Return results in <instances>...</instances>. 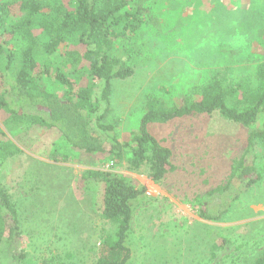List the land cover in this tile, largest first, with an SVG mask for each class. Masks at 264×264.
Listing matches in <instances>:
<instances>
[{"label": "rangeland", "instance_id": "374dc122", "mask_svg": "<svg viewBox=\"0 0 264 264\" xmlns=\"http://www.w3.org/2000/svg\"><path fill=\"white\" fill-rule=\"evenodd\" d=\"M179 1L174 9L154 5L159 30L141 32L135 73L112 82L108 119L117 122L120 138L137 128L148 95L171 105L211 67L251 72L264 62V0ZM44 81L55 93L65 90L53 78ZM94 83L99 97L103 82ZM263 120L243 127L213 113L150 125L174 166L158 183L145 168L132 171L75 151L53 129L33 126L12 135L0 122V135L22 150L0 172L18 212V248L33 264H95L101 239L114 226L100 215L104 183L85 184L82 175L106 171L144 188L131 202L126 264H252L264 251V143L255 140L246 157L259 175L255 183L233 177V168ZM204 209L221 219L202 218Z\"/></svg>", "mask_w": 264, "mask_h": 264}, {"label": "trees", "instance_id": "16d2710c", "mask_svg": "<svg viewBox=\"0 0 264 264\" xmlns=\"http://www.w3.org/2000/svg\"><path fill=\"white\" fill-rule=\"evenodd\" d=\"M180 2L0 0V122L12 135L33 126L53 129L75 151L124 163L132 171L145 168L147 178L158 183L174 166L170 148L150 133V125L192 114L217 113L243 127L253 125L258 116L264 118V62L251 72H238L230 65L214 66L171 105L148 95L137 128L119 137L117 122L108 119L112 82L135 73L142 56L141 32L147 27L159 30L154 5L174 9ZM45 78L57 80L65 90H49ZM96 81L103 82L99 97L95 95ZM0 134L5 135L1 129ZM2 135L0 172L7 159L22 151ZM255 140L264 143V120L261 129L249 134L244 153L233 168V177L248 186L259 179L246 158ZM82 179L85 184L90 179L104 183L100 215L114 226L102 237L95 264H126L131 256L126 245L131 202L144 188L106 171L86 170ZM220 215L205 209L200 213L207 220H220ZM20 239L17 208L0 179V264H33L18 248ZM252 264H264V251Z\"/></svg>", "mask_w": 264, "mask_h": 264}]
</instances>
